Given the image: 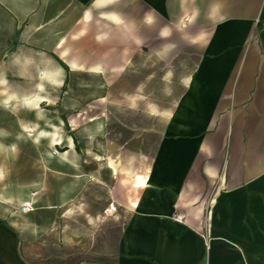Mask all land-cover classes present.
I'll list each match as a JSON object with an SVG mask.
<instances>
[{"label": "crops", "instance_id": "0c3cea01", "mask_svg": "<svg viewBox=\"0 0 264 264\" xmlns=\"http://www.w3.org/2000/svg\"><path fill=\"white\" fill-rule=\"evenodd\" d=\"M39 1L43 24L72 13L78 30L87 8L98 18L95 0ZM129 1L124 23L93 39L105 74L145 47L144 26L159 65L183 74L110 264H264V0ZM3 232L0 264H26L1 249Z\"/></svg>", "mask_w": 264, "mask_h": 264}, {"label": "rangeland", "instance_id": "374dc122", "mask_svg": "<svg viewBox=\"0 0 264 264\" xmlns=\"http://www.w3.org/2000/svg\"><path fill=\"white\" fill-rule=\"evenodd\" d=\"M43 7L38 0H0V86L13 94L8 105L0 98V140L14 147L10 158L0 150V184L40 188L27 209L0 203L8 235L1 249L13 248L26 264H110L127 210L146 184L149 158L166 128L163 114L173 110L168 93L181 84L183 68L159 65L144 26L145 47L129 50L124 66L108 75V52L94 46L93 29L68 39L70 55L85 64L71 72L56 44L77 29L76 18L69 13L43 24ZM132 7L126 0L114 9ZM113 41L127 42L117 33ZM96 61L98 74L89 70ZM40 70L49 74L39 79ZM35 92L44 96L40 109L25 100Z\"/></svg>", "mask_w": 264, "mask_h": 264}, {"label": "bare ground", "instance_id": "6f19581e", "mask_svg": "<svg viewBox=\"0 0 264 264\" xmlns=\"http://www.w3.org/2000/svg\"><path fill=\"white\" fill-rule=\"evenodd\" d=\"M120 2V0H95L93 2V5L96 7V12L98 15V18L95 19L94 25L92 27V18L93 14L92 11L87 8L85 9L83 18L81 20V26L80 28L72 32L67 36L62 35L59 37V40L56 44V53L57 56L60 58L62 63L66 65L71 72L74 73H80L85 69V64L83 61L79 60L78 58L72 57L69 53V46L67 44L68 39L70 40H77L81 37L87 36L89 31L94 29L93 38L96 40H100L101 44L105 40L108 39V31L110 30L111 26H120L124 23V20L122 19L119 10H115L114 7ZM113 7V8H111ZM111 8V9H108ZM105 38V39H104ZM99 46V45H98ZM100 62L96 61L95 65L90 66L89 70L90 72L94 74L100 73ZM49 73L47 70H40L39 72V79L44 78ZM55 80V79H52ZM0 82L3 83L2 79L0 78ZM38 87H41V84L38 85ZM6 86H0V91H4L5 95L0 97L2 100L5 101V103L10 104L8 100L13 96V94L10 91H6ZM129 101L133 102L135 101V96H130ZM27 102H30L34 108L40 109V101L44 100V96L39 94L38 92H35L31 97L25 98ZM171 118V117H170ZM56 146V143H54ZM57 149V148H55ZM0 150L4 151L7 157H12L14 152L13 144L10 143H2L0 140ZM98 161H102V157L100 155H96ZM4 172L3 166L0 165V175H2ZM139 183V182H138ZM34 190H39L38 185H23V186H17L15 189H12L7 183L6 184H0V203L4 205L6 208L12 207V208H25L31 206L35 202V196L33 193ZM26 212V211H25Z\"/></svg>", "mask_w": 264, "mask_h": 264}, {"label": "built area", "instance_id": "2783aa9c", "mask_svg": "<svg viewBox=\"0 0 264 264\" xmlns=\"http://www.w3.org/2000/svg\"><path fill=\"white\" fill-rule=\"evenodd\" d=\"M109 210H111V211H116V208L114 207L113 204H110V206H109ZM179 220H180V218H179Z\"/></svg>", "mask_w": 264, "mask_h": 264}]
</instances>
